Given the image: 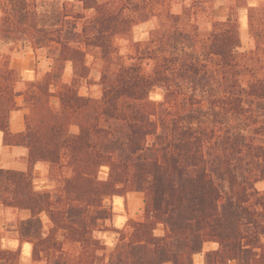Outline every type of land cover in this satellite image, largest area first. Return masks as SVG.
<instances>
[{
    "label": "trees",
    "instance_id": "obj_1",
    "mask_svg": "<svg viewBox=\"0 0 264 264\" xmlns=\"http://www.w3.org/2000/svg\"><path fill=\"white\" fill-rule=\"evenodd\" d=\"M208 2L176 12L172 0H75L44 10L39 0H0V45L12 44L0 61V133L29 148L31 167L49 162L58 183L37 190L32 170L0 173V202L31 211L17 232L33 243V262L195 264L213 241L219 248L206 252L207 264H264V2L232 0L228 17L203 29ZM238 7L249 10L247 50ZM152 19L145 41L117 44ZM20 41L52 63L22 90L11 67ZM88 55L102 62L99 98L80 93ZM154 87L164 91L160 103ZM20 95L26 129L13 133ZM130 191L145 195L143 219L106 225L114 215L106 198ZM112 229L120 237L109 252L99 232ZM20 257L2 246L0 231V264Z\"/></svg>",
    "mask_w": 264,
    "mask_h": 264
},
{
    "label": "crops",
    "instance_id": "obj_2",
    "mask_svg": "<svg viewBox=\"0 0 264 264\" xmlns=\"http://www.w3.org/2000/svg\"><path fill=\"white\" fill-rule=\"evenodd\" d=\"M66 0H62L64 2ZM75 1V0H68ZM217 6L224 7L227 0H218ZM264 0H250V4H258ZM228 13L221 11L218 19H226ZM152 21V20H149ZM145 21L144 23H148ZM241 37L243 34L249 33V10L242 8L239 14ZM138 26V25H137ZM51 60L46 56L36 52L33 47H27L25 50L15 49L11 52V67L19 72L21 80L20 84L31 82L44 75L51 70ZM68 71V68H66ZM73 74L69 75L66 81H71ZM20 85V86H21ZM80 93L89 95V92ZM99 98V97H98ZM18 108L13 109L9 115V126L13 133H20L26 129V114L29 108L24 102L22 95L17 97ZM77 126L73 127L74 132H78ZM106 168V170L104 169ZM3 169H14L19 171L32 170L34 174V185L37 190H53L58 185L51 173V165L47 161H38L32 167L29 160V148L25 145H9L4 142V135L0 133V173ZM107 174L102 179L108 177V167H103L101 173ZM106 205L112 207L114 215L112 219L106 221V225L113 226L117 229H123L127 226L130 219L141 220L145 210V195L142 191H130L124 195H113L107 197ZM31 216V211L28 209H16L13 207L4 206L0 202V231L2 232V246L6 249L17 250L21 249V257L19 264H33V243L19 238L17 230L14 229L18 221L28 219ZM45 222H48L46 214L42 215ZM119 232L113 230H105L99 232V237L107 245L109 249H114L118 242ZM264 240V237H263ZM219 248L217 242H206L203 252L197 253L194 256L195 264H207L206 252ZM30 259V262L28 261ZM235 262V261H231Z\"/></svg>",
    "mask_w": 264,
    "mask_h": 264
},
{
    "label": "rangeland",
    "instance_id": "obj_3",
    "mask_svg": "<svg viewBox=\"0 0 264 264\" xmlns=\"http://www.w3.org/2000/svg\"><path fill=\"white\" fill-rule=\"evenodd\" d=\"M39 2L43 5V6L41 5L42 10H44L46 8L50 9L51 5H53V4H56V6H61L63 3L62 0H39ZM64 2H67L69 4V6H73V3L75 1L66 0ZM192 2H193V0H172V7H173L174 11L180 12V11H182V8L184 5L190 4ZM217 2H219V1L218 0H209V2L207 4L203 5L202 11H201L202 15L200 18V26L203 29L209 28L210 19H212V18L218 19L219 16L221 15V11H225V12L229 13V6L233 5L232 0H227L226 5H224V7L223 6L222 7L217 6V4H218ZM261 3H263V2H260L258 4H250V0H249L250 5L258 6ZM75 7H78V5L76 4ZM242 8H248V7H238L237 9H235L237 11L238 16H239ZM156 23H157V21L155 19H152V21H149L148 23H144L142 25L138 24V26L136 25L133 28V32H132L130 38L128 40L125 38H120L117 40V44L123 50H126V46L129 44V42L145 41V39H147V37H148L149 31L156 25ZM252 43H253V40H252L251 35H250V26H249V33L243 34V37H242V49L243 50L249 49L251 47ZM10 45H12V44L9 43V44L0 45V61L3 58V54L10 52V49H9ZM17 46L19 48L18 50H25V49H27V47L28 48L32 47L29 42H22V41H20L17 44ZM39 54L42 56H45V51L39 50ZM87 63L91 69L90 75L87 79L83 80V85L81 86L80 89H83L82 90L83 92H85V91L89 92L90 96H93L96 98L101 97L103 94V87L101 84L102 62L100 60H97L93 55H88L87 56ZM66 68H68V71L66 70ZM66 68H65V72H64V79L69 78V75L71 74V72L73 74V67H72L71 62H68L66 64ZM26 83L21 85L20 82H17V86H16L17 89L22 90L26 86ZM150 97L152 100H155L158 103L162 102L164 99L163 89L159 88V87H154L151 90ZM24 102H25V100H24ZM104 169L106 170V168H104ZM105 170H103L104 172L99 173V177L101 179L107 175L105 173ZM143 217H144V214H143ZM18 223H19V221H18ZM14 229L17 230V225L15 226V224H14ZM113 230H115V229H112L111 231H113ZM163 232H164L163 226L160 225L158 230H157V233L162 234ZM118 237H120V233H119ZM107 250L110 252L113 249H109L107 247ZM28 261L30 262V259ZM24 264H26V262H24ZM33 264H43V262L37 261V262H33ZM230 264H237V263L236 262H230Z\"/></svg>",
    "mask_w": 264,
    "mask_h": 264
}]
</instances>
